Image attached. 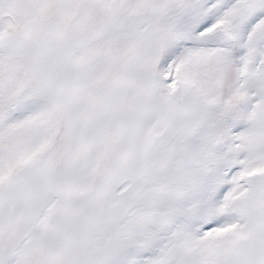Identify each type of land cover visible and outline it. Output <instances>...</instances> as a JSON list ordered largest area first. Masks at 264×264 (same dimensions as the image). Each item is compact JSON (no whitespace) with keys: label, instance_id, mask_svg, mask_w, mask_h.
<instances>
[{"label":"snow or ice","instance_id":"6c2138e0","mask_svg":"<svg viewBox=\"0 0 264 264\" xmlns=\"http://www.w3.org/2000/svg\"><path fill=\"white\" fill-rule=\"evenodd\" d=\"M0 264H264V0H0Z\"/></svg>","mask_w":264,"mask_h":264}]
</instances>
